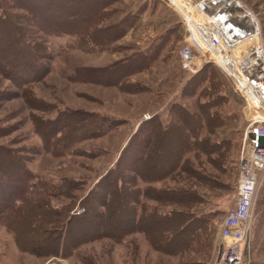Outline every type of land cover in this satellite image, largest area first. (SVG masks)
I'll list each match as a JSON object with an SVG mask.
<instances>
[{
    "label": "rangeland",
    "instance_id": "374dc122",
    "mask_svg": "<svg viewBox=\"0 0 264 264\" xmlns=\"http://www.w3.org/2000/svg\"><path fill=\"white\" fill-rule=\"evenodd\" d=\"M241 1L257 15L264 43V0ZM3 3V10L26 17L23 10ZM104 9L105 15L96 27H105L104 31H91L92 38L84 31L76 35L45 34L34 21H27L30 37L45 47L38 61L39 76L25 85H17L0 74V145L10 149L27 169L48 183L84 181L79 190H73L74 200L63 195L50 198L54 208L74 203L67 232L53 229L51 236L47 234L44 238L38 227L21 224L24 230L17 237L20 245L41 246L39 254L20 250L17 239L0 224V264H218L219 224L236 194L237 161L246 124L242 98L213 64H206L196 73H187L179 67L177 52L187 42L186 31L180 15L164 1L110 0ZM203 72L207 79L200 80ZM30 73L26 69L23 74L29 77ZM24 86L27 89L22 91ZM205 92L226 98L220 106L226 120L218 130L226 140L215 152L187 154L196 176L182 172L155 182L157 187L194 190L195 204L184 210L206 218L195 231L194 240L184 232L195 229V225H190L191 228L186 225L177 232L173 221H170L172 225L165 222L156 229L120 231L121 226L127 227L125 231L130 229L127 221L132 218L127 211L121 215L119 225L116 222L114 227L111 224L102 228L98 218L92 215L94 209L102 210V206L90 197L79 201L84 190L114 165L138 128L167 125L180 107L196 110ZM61 111H67L61 120L78 112L81 117L74 119L83 118L85 124L88 120L85 114L104 115L117 123L89 136L87 128H82L84 124H80L82 129L66 138L69 142L63 144L64 148L51 151L44 146L38 130L42 121L55 118ZM144 114L152 116L143 120ZM63 125L65 122L61 123L65 129L70 126ZM142 136L133 138L132 143ZM216 137L211 138L220 139ZM159 149L164 151L162 147ZM180 201L166 204L141 198L137 214L147 216L152 212L182 209L188 202L187 195L181 196ZM146 218L142 216L143 226ZM49 224L53 228V223ZM105 228L114 236H101ZM251 235L243 264H264V178L257 192ZM55 236L59 237L57 242H72L74 247L68 255L61 254L64 249L60 250V246L49 254ZM49 238L52 241L44 247L42 243Z\"/></svg>",
    "mask_w": 264,
    "mask_h": 264
},
{
    "label": "trees",
    "instance_id": "16d2710c",
    "mask_svg": "<svg viewBox=\"0 0 264 264\" xmlns=\"http://www.w3.org/2000/svg\"><path fill=\"white\" fill-rule=\"evenodd\" d=\"M2 3L23 10L26 17L18 16L11 10H3ZM109 3L110 0H0V74L17 85H25L27 81L39 76L40 63L38 61L43 57L45 47L42 42H36L30 37L28 22L34 21L37 28L45 34L76 35L84 31L89 38H92L91 31H104L105 27L98 29L96 27L105 15L104 8ZM26 69L31 72L29 77L23 74ZM204 74L205 72L200 75V77L203 76L200 80L207 79ZM26 89L27 87L24 86L22 91ZM201 96L204 97L197 103L196 110L190 111L180 107L173 121L167 125L138 128L121 150L114 165L90 188L84 190L82 197L78 198L79 201L90 197L102 206V210L94 209L93 211V205L90 208L93 211L92 215L98 218L97 223L102 228L111 227V224H114V227L116 222V225H119L121 215L127 211L132 218L131 221L130 219L127 221L130 229L125 231L127 227L121 226L120 231L133 232L139 229L143 231L151 227L156 229L163 226L165 222L172 225L170 221H173L177 232H180L186 225H189V228H191L190 225H195V229L184 232L187 238L194 240V235L197 233L195 231L201 226V222L206 220V218L194 216L184 210L192 208L195 204L194 190L157 187L155 182L164 181L167 177L170 179L182 172L196 176L187 154L193 152L194 156H198L199 153L206 155L215 152L219 149L220 143L226 140L218 132L226 120V115L220 108L226 100L225 96L214 95L212 92H205ZM66 113L67 111H61L55 118L42 121L43 123L39 126L38 131L43 144L51 151L64 148L63 144L69 142L66 138L68 139L76 131L79 132V129L87 128L85 129L86 132L88 131L86 135L89 136L102 133L117 123V120L104 117V115L90 114L88 116L85 114L88 118L85 124L81 121L83 118L74 119L81 117L78 112L65 116L61 120L62 115ZM62 122H65V125L70 124L69 128L62 127ZM80 124H84L82 128ZM42 127L43 130H41ZM138 135L143 136L133 144V138ZM216 136L220 139L211 138H217ZM161 147L164 151L159 149ZM155 171H158L156 175ZM38 177L25 167L16 154L0 145V224L9 230L15 239L18 237V232L24 230L21 224L29 226L31 223L38 227L39 232L44 234V238L47 234L53 233V229L60 230L64 234L69 228L73 217L70 210L74 203L70 202L62 207L54 208L50 204V198L63 195L74 200L76 195L73 190H79L84 181L72 179L61 180L59 183H48ZM14 180L15 183H13ZM183 195H187L188 202L182 209L177 207L172 208L168 213L152 212L147 216L137 214V205L141 198L154 200L157 203L175 204ZM180 202L184 204L183 201ZM141 210H143V205ZM108 214L112 215L111 218L106 217ZM142 216L147 217L144 220V224L146 223L144 226ZM86 217L90 218L87 213ZM49 223H53V228H49L51 226ZM113 234L105 228L101 236L113 237ZM58 239V236L54 237L56 241L52 247L49 246L52 248L49 254L58 251L60 246V250L64 249L61 254L68 255L74 247L72 242L63 244L62 241H58L61 244L57 245ZM17 241L15 240L20 250L39 254L38 248L41 246L26 248ZM49 241L52 240L49 238L47 242L42 243L43 246L47 247L50 244Z\"/></svg>",
    "mask_w": 264,
    "mask_h": 264
},
{
    "label": "built area",
    "instance_id": "2783aa9c",
    "mask_svg": "<svg viewBox=\"0 0 264 264\" xmlns=\"http://www.w3.org/2000/svg\"><path fill=\"white\" fill-rule=\"evenodd\" d=\"M181 17L186 44L179 67L196 73L216 66L242 98L245 127L237 163L236 194L218 228V264H243L254 208L264 178V43L257 15L241 0H161ZM241 49V50H240ZM152 115L144 114L143 119Z\"/></svg>",
    "mask_w": 264,
    "mask_h": 264
},
{
    "label": "crops",
    "instance_id": "0c3cea01",
    "mask_svg": "<svg viewBox=\"0 0 264 264\" xmlns=\"http://www.w3.org/2000/svg\"><path fill=\"white\" fill-rule=\"evenodd\" d=\"M144 120V119H143ZM139 124H140V122H139Z\"/></svg>",
    "mask_w": 264,
    "mask_h": 264
},
{
    "label": "water",
    "instance_id": "95a60500",
    "mask_svg": "<svg viewBox=\"0 0 264 264\" xmlns=\"http://www.w3.org/2000/svg\"><path fill=\"white\" fill-rule=\"evenodd\" d=\"M241 50V49H240Z\"/></svg>",
    "mask_w": 264,
    "mask_h": 264
}]
</instances>
